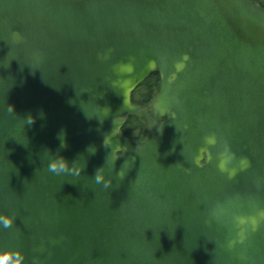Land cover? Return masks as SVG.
Listing matches in <instances>:
<instances>
[{
	"label": "water",
	"instance_id": "water-1",
	"mask_svg": "<svg viewBox=\"0 0 264 264\" xmlns=\"http://www.w3.org/2000/svg\"><path fill=\"white\" fill-rule=\"evenodd\" d=\"M154 72L156 100L134 104ZM130 116L146 121L144 140L123 133ZM262 214L260 3L0 0V215L13 218L0 223V253L264 264Z\"/></svg>",
	"mask_w": 264,
	"mask_h": 264
},
{
	"label": "trees",
	"instance_id": "trees-1",
	"mask_svg": "<svg viewBox=\"0 0 264 264\" xmlns=\"http://www.w3.org/2000/svg\"><path fill=\"white\" fill-rule=\"evenodd\" d=\"M264 7V0H257ZM160 87V76L154 72L148 79L142 82L132 94L134 104L149 108L156 100ZM123 133L134 141L143 140L147 135V125L143 118L129 117L122 129Z\"/></svg>",
	"mask_w": 264,
	"mask_h": 264
},
{
	"label": "clouds",
	"instance_id": "clouds-1",
	"mask_svg": "<svg viewBox=\"0 0 264 264\" xmlns=\"http://www.w3.org/2000/svg\"><path fill=\"white\" fill-rule=\"evenodd\" d=\"M189 59V57L187 55H185L183 57V60L187 61ZM184 67V64L183 63H178L177 64V70H182ZM9 112H12L14 111V105H9ZM32 122V118L30 117L29 118V123ZM207 142L209 144H214L215 143V137H209L207 139ZM124 153L123 152H118L117 153V156H122ZM230 159V157H225L224 160L221 161V164H220V168L221 170H225V166L228 162V160ZM62 160V159H61ZM242 163H244L245 165L247 164V161H242ZM50 170H63L65 168H67V163L64 161V163L62 164H57L56 161H54L52 164H50ZM234 170L230 173V177L232 175H234ZM102 177H100L99 175L97 176V179H101ZM264 215V214H262ZM240 224H245L247 223V221L243 218L240 219ZM0 223L3 224L4 227H10L13 223V218L10 217V216H3V215H0ZM251 224H252V230L255 231L256 228L258 227V224H259V221H257L256 219H252L251 220ZM240 235L241 239H240V243H243V239H244V235H243V230H241V232L238 234ZM233 243H235V241H233ZM13 255L15 256V260H14V264H22L23 260H24V256L21 254V252L19 250H17L14 254L13 253H10V252H3V253H0V264H9L10 260L12 259Z\"/></svg>",
	"mask_w": 264,
	"mask_h": 264
}]
</instances>
